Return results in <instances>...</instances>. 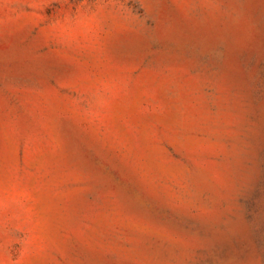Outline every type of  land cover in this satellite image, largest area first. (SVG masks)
Listing matches in <instances>:
<instances>
[{
  "label": "rangeland",
  "instance_id": "374dc122",
  "mask_svg": "<svg viewBox=\"0 0 264 264\" xmlns=\"http://www.w3.org/2000/svg\"><path fill=\"white\" fill-rule=\"evenodd\" d=\"M0 264H264V0H0Z\"/></svg>",
  "mask_w": 264,
  "mask_h": 264
}]
</instances>
